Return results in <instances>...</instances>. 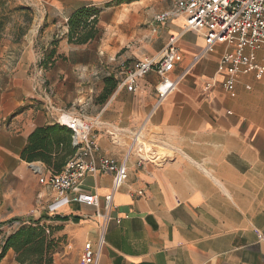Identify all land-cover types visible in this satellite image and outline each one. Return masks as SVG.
Segmentation results:
<instances>
[{
    "label": "crops",
    "instance_id": "0c3cea01",
    "mask_svg": "<svg viewBox=\"0 0 264 264\" xmlns=\"http://www.w3.org/2000/svg\"><path fill=\"white\" fill-rule=\"evenodd\" d=\"M24 1L33 11L32 23L28 37L14 42L17 52L10 58L16 70L11 96L17 98L9 113L0 108V250L16 229L7 226L43 216L69 219L42 221L62 228L55 236L65 238V244L55 264H78L85 244L97 242L98 209L72 203L49 213L56 193L41 185L36 169L21 160L37 128L82 115L96 122L97 159L122 163L139 129L157 155L156 162L142 165L134 155L127 160L128 178L113 196V219L99 264H264V78L241 77L231 97L217 74L227 48L218 46L213 55L194 65L205 40L200 33L185 32L182 17L157 23L155 18L167 12L161 8L162 0ZM170 1L171 11L178 0ZM84 6L101 10L102 38L81 46L69 44L68 20ZM56 36L61 38L56 50L60 58L44 71L54 96L44 91L33 94L32 74ZM173 37L182 61L170 79L186 76L150 121L146 120L160 83L154 73L139 81L136 92H129L120 78L111 75L118 85L107 101L85 102L104 92L109 76L108 71L78 72V50H88L85 55L95 56L102 68L120 55L114 68L123 64L131 70L144 59L161 55ZM259 59L264 64V52ZM80 98L82 109L71 110L69 105ZM33 165L42 167L44 175L50 173L41 163ZM112 181V175H90L76 192L96 194L103 202ZM0 264H18L15 252L9 250Z\"/></svg>",
    "mask_w": 264,
    "mask_h": 264
},
{
    "label": "built area",
    "instance_id": "2783aa9c",
    "mask_svg": "<svg viewBox=\"0 0 264 264\" xmlns=\"http://www.w3.org/2000/svg\"><path fill=\"white\" fill-rule=\"evenodd\" d=\"M177 17L184 19L185 32L200 33L205 40L202 52L193 61L194 65L206 56L213 55L218 46L227 48L219 59L217 74L222 78V89L231 97H235L234 88L241 77L253 76L257 81L264 78V64L259 59V53L264 52V0H178L173 10L158 15L155 21L164 24ZM181 61L182 53L177 46V39L173 37L161 55L140 61L134 69H122L121 83L129 92H136L139 81L152 73L160 78L156 89L157 101L146 121H150L185 78L186 74L176 80L170 79V74ZM58 124L71 132L72 145L78 151L60 174L44 175L38 174L36 170L40 176L39 183L50 187L57 195L56 201L49 207L51 214L72 203L98 209L97 242L85 244L78 264H99L107 228L113 219V196L128 178L126 162L131 155L137 157L138 165L156 162V148L144 142L142 129H139L132 136L122 163L109 158L97 159L99 149L95 121L73 117L63 122L60 118ZM109 135L114 137V134ZM98 174L113 177L111 191L103 198V202L96 194L76 192L85 177ZM117 223L120 224V220L117 219ZM259 238L262 240L263 236Z\"/></svg>",
    "mask_w": 264,
    "mask_h": 264
},
{
    "label": "trees",
    "instance_id": "16d2710c",
    "mask_svg": "<svg viewBox=\"0 0 264 264\" xmlns=\"http://www.w3.org/2000/svg\"><path fill=\"white\" fill-rule=\"evenodd\" d=\"M137 0H118L124 4ZM5 3L0 0V38L8 25V16L3 14ZM112 5V4H111ZM16 11L24 13L26 25L19 26V34L16 41L25 35L28 26L32 23V11L30 8L19 6ZM101 10L93 6H84L68 20V33L66 38L69 44L86 45L102 38V32L98 28ZM61 38L56 36L51 43V49L47 51L40 61V68L45 71L52 68L60 58L57 56V48ZM106 88L100 95V102L106 101L116 88L118 83L113 77L105 79ZM72 134L58 123L37 128L29 137L27 146L21 153V160L27 164L41 163L52 174H60L67 164L76 156L78 149L72 145ZM69 221L68 217L43 216L39 221L22 224L8 236L0 250V261L9 250L16 254L18 264H55V255L59 248L65 244V238L56 237L55 234L62 230L61 227H49L42 221ZM73 220H78L73 218ZM11 224V222H10Z\"/></svg>",
    "mask_w": 264,
    "mask_h": 264
},
{
    "label": "rangeland",
    "instance_id": "374dc122",
    "mask_svg": "<svg viewBox=\"0 0 264 264\" xmlns=\"http://www.w3.org/2000/svg\"><path fill=\"white\" fill-rule=\"evenodd\" d=\"M1 1H3L5 3L4 4L5 6L3 8L2 13L8 16V20H7L8 25H7L6 29L3 31L2 37L0 38V108H4L6 111L5 112V114H6V113H9V107L12 105L13 99L17 98L16 97L17 95H15L14 97L11 96V93L14 90H16L15 87L13 86V78H12V76L16 74V70L14 69L15 68L14 63L10 61V58L12 57V55H14L17 52V50L14 48V46H16L14 42L17 40V36L19 34V31H18L19 26L21 25L22 27H25V25H26V20H25V16H24L25 14L16 11V8L19 6L30 8V6H28V3L24 0H1ZM160 5L162 6L161 8L165 9L166 11H170L169 8L171 6V1L170 0H162L160 2ZM31 11H32V9H31ZM30 26L31 25L28 26V29L25 32V35L27 37L29 35L28 32L30 30L29 29ZM16 42H19V41H16ZM76 53H77L75 55L77 58L76 61L79 60V62L81 63V68L78 70V72L83 73L86 71L87 72L88 71H94V73L98 74L99 72L102 73V72L108 71L109 77H111V75H114L115 77L120 78L121 72L123 69V64L118 65L119 68H114L115 63H118L117 59L120 57V55H117L116 59L114 61L113 60L111 61L110 64H113V66H111L107 62H104V64H102L104 66L103 67L104 69H103L99 65V62L96 61L95 56L93 57L91 55H85V54H90L88 52V50L85 52H81L80 50H78ZM121 54H123V52H121ZM81 55L83 57L84 56L85 57L81 58ZM108 67H110V69H112V67H113V69L108 70L107 69ZM7 74H11V76L6 77ZM32 78L34 80L33 94L37 93L39 95H42L39 92L44 91L47 93V95L49 97L54 96V89L50 86L47 87V81L44 77V71L40 67L32 74ZM100 95L101 94H97V95H95L96 97L94 96L95 98L93 97L92 99L87 98L86 99L87 101H85V102L88 103L90 101V103H92V104L101 105L104 102H106L107 100L104 102H100V100H99ZM76 100H74L69 105V108L71 110L75 109V110L80 111L82 109V106H79L82 103L81 98L78 99V101H76ZM76 117H82V118L86 119L82 115H78ZM86 120L89 121L88 119H86ZM6 228L9 230H13L16 228V225L14 224V225H11L10 227L7 226ZM60 251H61V248L58 249L57 253Z\"/></svg>",
    "mask_w": 264,
    "mask_h": 264
},
{
    "label": "water",
    "instance_id": "95a60500",
    "mask_svg": "<svg viewBox=\"0 0 264 264\" xmlns=\"http://www.w3.org/2000/svg\"><path fill=\"white\" fill-rule=\"evenodd\" d=\"M30 166L32 168H35L36 170H38V174H42L43 173L42 167H39V166H36V165H33V164H31Z\"/></svg>",
    "mask_w": 264,
    "mask_h": 264
}]
</instances>
